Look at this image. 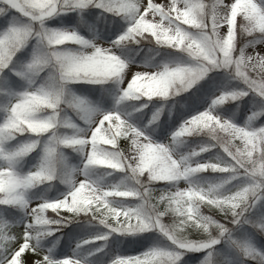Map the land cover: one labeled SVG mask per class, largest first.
<instances>
[{
	"label": "snow or ice",
	"instance_id": "obj_1",
	"mask_svg": "<svg viewBox=\"0 0 264 264\" xmlns=\"http://www.w3.org/2000/svg\"><path fill=\"white\" fill-rule=\"evenodd\" d=\"M0 264H264V0H0Z\"/></svg>",
	"mask_w": 264,
	"mask_h": 264
},
{
	"label": "trees",
	"instance_id": "obj_2",
	"mask_svg": "<svg viewBox=\"0 0 264 264\" xmlns=\"http://www.w3.org/2000/svg\"><path fill=\"white\" fill-rule=\"evenodd\" d=\"M128 253L129 254H136V251H137V246H129L128 249H127Z\"/></svg>",
	"mask_w": 264,
	"mask_h": 264
}]
</instances>
